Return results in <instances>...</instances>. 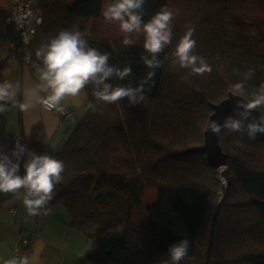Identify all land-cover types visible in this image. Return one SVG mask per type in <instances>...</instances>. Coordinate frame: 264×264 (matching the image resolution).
<instances>
[{
  "label": "trees",
  "instance_id": "16d2710c",
  "mask_svg": "<svg viewBox=\"0 0 264 264\" xmlns=\"http://www.w3.org/2000/svg\"><path fill=\"white\" fill-rule=\"evenodd\" d=\"M106 1L40 0L43 23L26 49L31 64L42 66L35 55L42 44L78 28L90 47L109 55L111 65L131 68L125 80L109 83L143 84L146 99L132 106L127 98L97 103L92 88L85 89L95 109L89 107L54 154L65 172L49 207L68 210L71 226L91 241L94 264H161L183 239L189 249L180 264H264V135L252 140L246 131L220 134L228 157L226 188L206 154L189 151L203 145L212 105L227 98L236 83L244 85L236 94L248 100L264 86V0H146L145 22L164 6L179 10L172 44L159 54L162 67L154 70L142 61L143 47L126 46L124 38L91 26L90 20L104 18ZM188 26L195 28V54L211 73L189 75L171 64ZM150 71L155 75L144 84ZM14 146L13 137L0 136V151L11 156ZM30 151H47L42 124L32 131ZM21 169L24 174L23 162ZM149 190H157L155 201L146 199Z\"/></svg>",
  "mask_w": 264,
  "mask_h": 264
},
{
  "label": "clouds",
  "instance_id": "9594fccd",
  "mask_svg": "<svg viewBox=\"0 0 264 264\" xmlns=\"http://www.w3.org/2000/svg\"><path fill=\"white\" fill-rule=\"evenodd\" d=\"M146 0H112L103 10V17L108 22L119 24L120 31L125 34L124 45H132L135 34H143V48L147 55L142 56L144 65L149 69L162 67L158 58L173 41V21L179 10L164 6L147 22L144 21V5ZM195 28L188 26L185 34L179 39L171 53L173 67L188 69L189 75L211 73L212 68L207 61L195 54L197 41L193 39ZM36 58L42 63L38 68L39 92L45 93L41 103L56 108L67 97H78L87 88H92V95L97 103L113 104L127 98L129 105L142 104L146 99L143 84L139 87L113 86L109 81H120L131 75V68H119L109 63V55L90 47L88 40L78 28L66 29L49 39L36 50ZM239 74V70H234ZM155 75L147 74L144 84ZM253 72L244 74V79H251ZM18 88V85L16 86ZM243 83L233 86V95L242 91ZM13 85L0 84V102H8L15 96ZM21 107H26L21 105ZM95 109V105H89ZM237 111L221 124L215 120L208 123L213 134L220 135L224 131L239 133L246 131L249 139L255 140L257 133H264V86L253 92L246 103L237 104ZM262 113L259 121H249L253 110ZM0 111H3L0 105ZM27 159L24 160V157ZM23 161L24 174H20ZM65 164L51 155H37L30 151L19 140L16 141L11 156L0 151V193H11L22 199L29 216L49 215L52 209L50 201L54 199L56 186L63 183ZM189 241L181 240L172 245L168 252L170 259L161 264H180L187 256ZM4 264H30L29 257L20 256L6 260Z\"/></svg>",
  "mask_w": 264,
  "mask_h": 264
},
{
  "label": "crops",
  "instance_id": "0c3cea01",
  "mask_svg": "<svg viewBox=\"0 0 264 264\" xmlns=\"http://www.w3.org/2000/svg\"><path fill=\"white\" fill-rule=\"evenodd\" d=\"M11 6L12 0H0V84H12L16 93L10 101L0 102L3 107V111H0V136L13 137L14 140L20 134L24 145L30 150L32 131L35 126L42 124L47 136L45 154L54 157L73 133H67L68 124L71 123L42 107L41 100L45 93L37 89L38 68L11 58L7 40L11 29L5 21ZM60 105L73 108L78 122L89 110L86 90L78 97L65 98ZM20 174H23L22 169ZM60 207L65 208L58 205L51 207L49 215L29 216L21 198L11 193H0V264L11 259L20 233L31 238L26 253L30 264H79L75 257L68 258L73 250L74 232L78 230L71 226L68 210L65 208L66 213Z\"/></svg>",
  "mask_w": 264,
  "mask_h": 264
},
{
  "label": "built area",
  "instance_id": "2783aa9c",
  "mask_svg": "<svg viewBox=\"0 0 264 264\" xmlns=\"http://www.w3.org/2000/svg\"><path fill=\"white\" fill-rule=\"evenodd\" d=\"M39 3L40 0H12V6L5 19L7 26L11 29L7 36L11 58L29 65L31 64V56L27 53L26 49L33 41L37 27L43 23V18L38 14ZM41 104L44 109L54 112L62 120L71 124L77 122V113L73 108L67 105H59L56 108H50L43 103ZM17 140L24 145V141H22L20 134L14 137L15 143ZM219 170L220 173L224 172V168ZM223 184L226 188V181ZM221 200L222 193L219 197V201ZM30 243L31 238L20 233L18 243L13 251L11 259L14 257L26 256Z\"/></svg>",
  "mask_w": 264,
  "mask_h": 264
},
{
  "label": "water",
  "instance_id": "95a60500",
  "mask_svg": "<svg viewBox=\"0 0 264 264\" xmlns=\"http://www.w3.org/2000/svg\"><path fill=\"white\" fill-rule=\"evenodd\" d=\"M33 68H39L38 65L33 64ZM248 99L245 98L242 95L235 94L233 95V92L229 94L227 98L222 100L218 104H213V114L211 115L208 123L211 120H215L219 123H223L227 117L230 116V114L237 109V104L240 102L246 103ZM261 117L259 109L253 110L250 114L249 121L252 122L253 120L259 121ZM258 136L264 135V133H257ZM220 136V135H219ZM219 136L216 134H213L211 129L207 127L204 132V143L201 146H198L196 148L189 149V151L192 152H203L206 154L207 160L210 163L212 167L215 169H222L224 168V171L226 170L228 165V157L224 153Z\"/></svg>",
  "mask_w": 264,
  "mask_h": 264
},
{
  "label": "rangeland",
  "instance_id": "374dc122",
  "mask_svg": "<svg viewBox=\"0 0 264 264\" xmlns=\"http://www.w3.org/2000/svg\"><path fill=\"white\" fill-rule=\"evenodd\" d=\"M171 1H176V0H171ZM109 3H111V1H107L105 3L104 9L107 7V5ZM90 24H91V26H94L98 30L103 31L107 36H112L115 38H125V34L120 31L119 24L116 22H108L105 20V18H102V19L90 20ZM131 38L135 40V43L133 45L143 47V43H144L143 34H140L139 36L134 34ZM166 50H167V48L165 49V51ZM82 119L83 118H80L79 121L75 124H68L67 133L73 132L77 128V126L81 123ZM68 138L69 137H67V139ZM225 169L227 170V168H225ZM216 170L219 172L218 177L221 179L222 183H224L226 181L225 177H224L226 170L222 173H220L219 169H216ZM226 187H227V181H226ZM157 195H158L157 190H149L147 193L146 199L147 200H150V199L153 200L154 199L153 201H155L157 199ZM146 199H145V201H146ZM60 209H62L66 213H68L65 208L60 207ZM70 220H71V217H70ZM74 233H75L76 237L74 239L75 241L73 242V250L71 253L68 254V258L73 259L75 257L76 263H79V264H94L93 261L89 258V252H90L89 249L91 247L90 239L87 238L85 235L79 233L78 231H75ZM111 246L112 245H109V248ZM119 251H120L119 247L113 249V255L117 256ZM80 256H81V258H80Z\"/></svg>",
  "mask_w": 264,
  "mask_h": 264
}]
</instances>
